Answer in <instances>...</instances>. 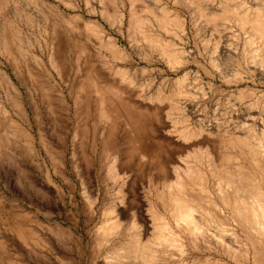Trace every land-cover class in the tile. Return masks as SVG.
<instances>
[{"label":"rangeland","instance_id":"obj_1","mask_svg":"<svg viewBox=\"0 0 264 264\" xmlns=\"http://www.w3.org/2000/svg\"><path fill=\"white\" fill-rule=\"evenodd\" d=\"M228 3L237 17L221 20ZM258 9L0 0V264H112L132 234L149 238L162 161L206 171L199 154L264 111V50L237 20ZM114 211L123 233L100 248Z\"/></svg>","mask_w":264,"mask_h":264},{"label":"bare ground","instance_id":"obj_2","mask_svg":"<svg viewBox=\"0 0 264 264\" xmlns=\"http://www.w3.org/2000/svg\"><path fill=\"white\" fill-rule=\"evenodd\" d=\"M236 12L228 3L218 17L234 19ZM237 20L249 30L246 46L253 48L259 40L264 50V11ZM256 51L248 59L255 60ZM259 62L264 63V58ZM252 115L242 116L244 123L239 126L228 127L227 143L219 155L209 149L199 154L206 155V171L191 162L183 170L162 161L164 189L157 204L151 205L153 232L146 240V228L132 234L120 253H110L116 255L112 264H264V111L258 118ZM184 133L186 139L195 135ZM111 215L98 232L100 248L123 233L120 214Z\"/></svg>","mask_w":264,"mask_h":264}]
</instances>
